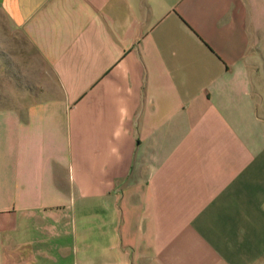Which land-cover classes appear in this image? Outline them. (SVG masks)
I'll return each instance as SVG.
<instances>
[{
	"label": "crops",
	"instance_id": "0c3cea01",
	"mask_svg": "<svg viewBox=\"0 0 264 264\" xmlns=\"http://www.w3.org/2000/svg\"><path fill=\"white\" fill-rule=\"evenodd\" d=\"M263 30L262 0H0V264H264Z\"/></svg>",
	"mask_w": 264,
	"mask_h": 264
},
{
	"label": "rangeland",
	"instance_id": "374dc122",
	"mask_svg": "<svg viewBox=\"0 0 264 264\" xmlns=\"http://www.w3.org/2000/svg\"><path fill=\"white\" fill-rule=\"evenodd\" d=\"M262 6H264V0H262ZM261 32H262V30H261ZM260 47L261 48H263L264 47V30H263V33L261 34V36H260Z\"/></svg>",
	"mask_w": 264,
	"mask_h": 264
}]
</instances>
